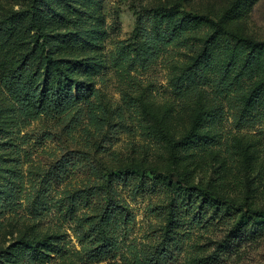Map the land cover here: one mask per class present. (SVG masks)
<instances>
[{
  "label": "rangeland",
  "instance_id": "obj_1",
  "mask_svg": "<svg viewBox=\"0 0 264 264\" xmlns=\"http://www.w3.org/2000/svg\"><path fill=\"white\" fill-rule=\"evenodd\" d=\"M158 9L175 18L207 15L228 31V39L264 40V0H0V186L9 196L0 202L2 263L18 260L22 243L54 237L58 252L42 248L44 258L36 264H144L145 256L162 247V264H264L263 108L248 110L252 91L264 83V52L246 72L245 51L230 43L225 62H239L232 76L243 69L237 88L220 94L212 82L192 98L178 97L172 79L184 75L213 30L191 27L186 41L141 63L135 30L140 18L148 29L168 27ZM33 12L48 36L52 60L32 27ZM122 47L136 64L128 74L114 62ZM17 67L36 83L51 76V87L63 72L93 82L97 97L93 106L23 121L1 83L3 73ZM89 112L96 113L95 123ZM215 114L221 117L208 118ZM202 135L216 145L187 144ZM127 168L151 169L147 177L155 178V171L172 183L144 195L133 193V183L117 186L132 221L99 225L107 204L105 177ZM188 188L242 209L204 207L195 222L201 201H177L181 221L167 227L176 190ZM79 191L86 200L75 196ZM243 214L249 219L240 221ZM103 239L111 253L90 260L85 242ZM8 247L13 255H1Z\"/></svg>",
  "mask_w": 264,
  "mask_h": 264
},
{
  "label": "trees",
  "instance_id": "obj_2",
  "mask_svg": "<svg viewBox=\"0 0 264 264\" xmlns=\"http://www.w3.org/2000/svg\"><path fill=\"white\" fill-rule=\"evenodd\" d=\"M156 12L160 21L167 22L168 27L161 28L158 24L154 25L152 29H148L145 24V19H139L135 35L139 36L141 40H139L138 43L135 42L134 50H138L139 62L141 61V63L152 62L162 49H167L169 46L174 47L178 42L186 41L187 31L191 27L206 25L213 30L204 40L203 47L200 49L198 56L190 67L185 70L184 75L180 78L172 79V87L178 97L192 98L199 94L202 87H206L212 82H214L220 94L225 91L230 92L231 90H235L241 82L240 79L243 77V69L246 72L252 71L264 52V40L244 38L239 35H233L231 39H228V31L207 15L185 13L179 18H175V14L166 9H158ZM31 23L37 36L42 40L43 48L48 52L49 59L52 60L53 56L49 52L47 41L48 36L43 32L34 12L32 13ZM230 43L234 48H241L245 51L244 67L243 69L240 68L242 73L234 76H232L233 70L239 67V62L234 58V61L231 58L230 62H225L228 52H231L232 46ZM124 48L125 47L118 49V54L114 62L121 72L128 74L131 67L136 64H131L130 55ZM78 62L79 61L75 63ZM54 66L61 71L58 60L54 61ZM212 72L215 73V76L213 80H210ZM46 79H51V76L45 75L43 83H36L33 78L27 76V73L22 70V67H17L14 70L3 73L1 83L8 92L12 102L16 105L19 117L23 119V121L36 119L40 115L49 112L62 115L79 107L80 104H88L91 106V99L96 98L98 94L93 82H84L80 79H75L68 76L65 72L58 76L56 84L53 85L54 87H51L52 85L48 86L46 84ZM261 101L263 103L262 105L260 104ZM248 103L249 111L253 107L255 108L260 105L263 108L262 117L264 118V83L258 84L255 87L248 99ZM89 115L92 123H95L97 120L96 113L89 112ZM210 117L213 121L218 120L221 115L215 114L213 116H208V118ZM1 135H3L2 127L0 128V136ZM192 141V139H189L187 144H192L196 147H211L216 145L215 140L206 135L200 136V140L197 142L192 143ZM189 145L186 147H189ZM149 170L151 169L138 171L134 168H127L121 172H112L105 177L107 204L102 211V216L100 218L101 224L99 225L119 224L120 219L132 221V219L129 218L130 212L128 206L122 202L117 195V186L121 184L132 185L133 183V193H135V195H144L156 192L160 188L169 187L171 185L172 182L168 175L165 176L151 171V173L155 175V178L147 177L146 175ZM100 177L101 179L104 178L102 175ZM186 190L187 192L176 190L170 202V211L167 212V227L173 223L178 224L181 221L179 215L180 209L177 205L173 204L177 201H180L182 204L186 202L193 204L198 200L201 201L198 206L196 205L198 212H195L193 215V221L195 222H200L202 217H200V215L203 213L204 207L213 206L216 208L215 211L217 212H221L224 208L227 210L242 209L241 206L239 207L233 202L219 198L210 192H203L195 188H188ZM75 196L79 198V201H84L88 197L82 195V191H79ZM5 197L9 198V196L5 194L3 186H0V202H2ZM163 207H165V205ZM152 211H154V209H152ZM246 215L247 214H243L240 221L244 220L247 217ZM247 219H249V217H247ZM101 232H104V230L101 229ZM53 240L54 237H45L35 243H22L23 246L20 248L18 255L19 261L9 260L2 263L0 260V264H36L44 258L42 248H53L58 252V245L53 243ZM85 244L88 246L85 247L84 250L87 251L90 260L105 259L111 253V244H109L106 239L85 242ZM162 248H156L155 252L145 256L144 264H162L159 260L161 255H165ZM59 249H61L60 246ZM1 255H13L12 247H8Z\"/></svg>",
  "mask_w": 264,
  "mask_h": 264
}]
</instances>
